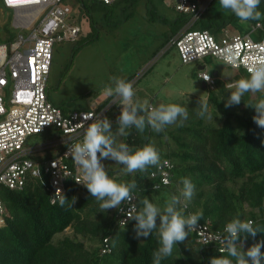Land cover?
I'll use <instances>...</instances> for the list:
<instances>
[{"label": "trees", "instance_id": "16d2710c", "mask_svg": "<svg viewBox=\"0 0 264 264\" xmlns=\"http://www.w3.org/2000/svg\"><path fill=\"white\" fill-rule=\"evenodd\" d=\"M132 1L135 0H116L105 5L89 0L87 4L82 1V6L90 13L97 6L112 7ZM215 1L191 29L218 35L234 25L248 32L257 22L264 23V17L260 21L241 23L223 8L206 16ZM258 11L264 13V0H261ZM190 20L189 15L177 13L170 24L172 29L168 41L153 58ZM92 24L93 19L90 20ZM95 38L93 35L86 43ZM15 39L8 36L6 43L10 44ZM237 72L238 80L248 77L242 71ZM136 78L133 75L124 80L133 84ZM229 92L225 86L219 89L218 82L217 89L209 91L208 99L215 106L217 116L220 115L217 123L201 118L174 131L159 132V142L153 145L159 151L160 166H150L144 172L125 174L119 179L122 183L136 181L133 195L137 210L145 198L156 204L153 197L164 190L170 197L180 198L179 207L183 215L202 212L203 218L198 222L208 224L214 231H223L225 224L235 217L254 221V227L261 232H257L255 238L248 236L244 240L241 237L247 250L264 240V129L254 123L255 109L246 107L245 103L258 102L264 98V93H256L255 97L246 93L239 105L225 108ZM114 99L110 97L102 107ZM126 131L130 135L124 136L125 143L133 151L151 143L154 135L150 127H146L143 133L135 127ZM166 162L170 168L165 167ZM164 170L169 172L167 185L162 182ZM107 173L112 178V171ZM184 178L195 185L191 200L182 195ZM0 194L8 212L6 224L0 227V264H153V252L159 247L157 232L153 231L142 241L136 239L135 221L121 224L125 215L115 208L101 212L99 202L86 187L66 183V198H77L73 207L68 204L61 207L59 200L52 203V190L34 179H30L22 190L0 188ZM261 251L264 252V247ZM221 255L227 256V253L220 252L214 244L198 243L196 234L191 231L183 243L174 246L172 256L163 259L161 264H210L211 257Z\"/></svg>", "mask_w": 264, "mask_h": 264}, {"label": "built area", "instance_id": "2783aa9c", "mask_svg": "<svg viewBox=\"0 0 264 264\" xmlns=\"http://www.w3.org/2000/svg\"><path fill=\"white\" fill-rule=\"evenodd\" d=\"M1 1L6 9L14 11V26L29 33L18 35L10 44H0V188L22 190L34 179L48 185L54 194L52 203H55L66 193L67 182L84 187L77 183H83V172L67 147L81 141L85 129L96 118L107 117L117 98L92 111H65L52 103L48 82L54 47L57 43L76 41L81 28L70 9L62 5L63 0ZM93 1L110 5L116 0ZM213 1L169 0L176 12L189 15L191 20L163 49L175 47L184 64L200 62L205 69L199 70L198 78L209 91L217 89V78L206 70L207 59L219 60L247 76V67L264 59L263 22H257L248 32L233 35L229 30L213 35L206 30L191 29ZM227 49L235 53V64L224 62ZM163 50L161 53L165 52ZM205 75L210 76L211 82L202 79ZM43 134L54 138L30 143V138ZM165 167L170 168V164L166 162ZM162 182L169 184L168 170L162 172ZM135 200L134 197L133 204ZM122 208L124 212H119L125 215L129 208L127 202ZM7 216L0 194V227L6 224ZM126 219L125 215L122 220ZM198 224L200 229L192 231L197 242L214 244L220 249L222 245L215 237L225 235L224 230L214 231L206 223Z\"/></svg>", "mask_w": 264, "mask_h": 264}, {"label": "clouds", "instance_id": "9594fccd", "mask_svg": "<svg viewBox=\"0 0 264 264\" xmlns=\"http://www.w3.org/2000/svg\"><path fill=\"white\" fill-rule=\"evenodd\" d=\"M260 3L261 0H219L220 6L234 14L241 23L260 21L264 17V13L258 11ZM223 60L227 64H235V53L227 49ZM247 71L249 73L247 78H241L226 85L230 95L226 100L225 108L239 105L246 93H264V59L248 66ZM202 79L211 82L209 75H205ZM112 81L114 86L107 87L105 95L118 98L119 105L122 106L116 121L119 126L117 131L113 132L112 121L107 117H98L87 126L81 141L67 147L68 153L83 172V183L80 181L77 183L86 187L89 194L99 202L101 212H107L113 208L124 212L121 205L127 202L129 205L125 213L127 219L120 222L126 225L128 220L135 221V238L147 239L153 231L157 232L159 247L153 252V264H161L163 259L172 256L174 246L183 243L191 231L200 229L198 221L203 218V213L183 215L179 207L181 200L175 195L171 196L162 208L145 198L140 202L142 207L137 210V206L132 203L133 192L137 188L136 181L121 183L110 178L102 161L112 160L122 165L121 171L124 174L144 172L150 166L159 167L160 154L153 144L146 143L133 151L128 144L118 142L117 137L130 135L126 130L132 127L143 133L146 127H150L155 132H161L166 126L176 124L177 121L179 126H183L184 121L189 118V113L185 107L178 104H160L146 110L143 104L134 100L135 91L130 81L119 77H112ZM198 105L196 113L198 117L213 119L209 113L207 100L199 99ZM245 106L255 109L253 121L259 128L264 129V98L254 104L245 103ZM141 112H146V115H141ZM182 183L183 197L191 200L195 194V185L188 178H184ZM76 202L75 196L71 200L67 199L63 193L59 196L61 207L65 204L73 207ZM257 232L261 231L254 227L252 220L235 217L227 222L224 226L225 235L215 237L222 245L220 251L226 252L227 256H213L210 258V264H262L264 252L261 249L264 247V240L245 250L241 239L243 237L246 240L248 236L255 238Z\"/></svg>", "mask_w": 264, "mask_h": 264}, {"label": "rangeland", "instance_id": "374dc122", "mask_svg": "<svg viewBox=\"0 0 264 264\" xmlns=\"http://www.w3.org/2000/svg\"><path fill=\"white\" fill-rule=\"evenodd\" d=\"M82 1L86 4L89 2V0L62 1V5L70 9L74 21L82 32L76 41L57 43L54 47L48 82L50 101L65 111L96 110L110 97L105 95V89L114 86L112 77L126 79L133 75L140 76L136 89L144 86L147 90L150 86L153 92H157L161 88L159 85L162 75L169 69L170 58L174 62L180 60L177 49L169 47L167 51V48L163 50L165 51L163 53L167 55L161 59L158 58L159 62L152 71L149 72L147 68L155 61L152 60L153 55L168 41L172 29L170 24L177 17L178 12L173 9L169 0H135L112 7L97 6L90 13L83 8ZM221 8L219 0H216L206 16L217 13ZM91 19L94 23L92 25H90ZM229 31L231 35L245 33L235 25L229 27ZM28 33L27 30L14 26V11L6 9L0 0V44L6 43L8 36L17 37L21 34L27 36ZM93 35L96 38L86 43ZM206 63V70L210 74L214 76L215 72H218L216 78L219 89L238 80L236 79L238 72L221 61L209 59ZM199 66L200 62L197 61L191 63L189 67H184L191 81L176 75L171 81L172 85L169 86L177 89L174 87L177 83L178 87L186 89L187 92L194 89L193 95L184 94L165 102V104H178L188 110L189 118L184 121L183 126L201 119L196 114L199 99L207 100L209 113L213 116L211 122L217 123L220 118V115L217 116L215 106L208 101V90L202 87V81L198 79ZM7 91L10 96L9 90ZM252 96L255 97L256 93H252ZM152 99L149 97L142 102L144 107H147ZM153 102L155 106L159 103L154 100ZM204 120L210 121L207 118ZM112 127L114 132L115 125L112 124ZM178 127L179 121L166 126L163 131L171 132ZM152 132L154 135L151 144H155L159 142L157 137L159 132L154 130ZM52 138L48 134L34 136L30 138V143H40L41 139L50 140ZM117 141L125 143L123 136H118ZM102 163L106 171H112V179L122 183L119 178L122 179L125 175L121 171L123 166L112 160H103ZM160 193L153 199L156 202L155 205L162 208L170 198V194L164 190ZM66 233L71 234V231ZM143 239L140 238L141 241Z\"/></svg>", "mask_w": 264, "mask_h": 264}, {"label": "crops", "instance_id": "0c3cea01", "mask_svg": "<svg viewBox=\"0 0 264 264\" xmlns=\"http://www.w3.org/2000/svg\"><path fill=\"white\" fill-rule=\"evenodd\" d=\"M171 51V50H170ZM161 51H159V53L152 59V60H155L154 62H150L151 64H149V66H147V68H148V70H149V72L150 71H152L153 69H154V67L156 66V64L159 62V57H160V59L161 58H163V57H165L167 54L166 53H160ZM158 59V60H157ZM157 60V61H156ZM153 64H155V65H153ZM191 63H189V64H184L182 61H181V59L180 60H178L177 62H174L173 61V59H171L170 58V60H169V63H168V67H169V69H171V70H169L168 69V71H171V72H164V75H162L163 77H162V79H161V81H160V85L159 86H161V88L157 91V92H153L152 90H151V88H150V86L149 87H147L148 89L147 90H145V88H144V86H142V87H140V88H138V89H136V87L138 86V82H139V80H140V76L139 77H137L136 79H135V82H134V85H133V88H134V91H135V97H134V100H137V101H139L141 104H142V102H145L146 101V99L147 98H149V97H152L153 99H152V101H150L149 102V105L147 106V107H145V109L146 110H150L152 107H156V106H159L160 104H165V102L167 101V100H170V101H172V99L173 98H177V97H179V96H182V95H188V94H191V95H193L194 93L192 92V91H186V89H183V88H181V87H178V85H177V83L174 85V87H176L177 89H173V87H169V86H171L172 84H171V81H172V79L176 76V75H178L179 77L181 76L182 78H185L186 80H189V76H188V71H187V73L185 72V70H184V67H186V66H188L189 67V65H190ZM201 67H203V66H199L198 67V70H200V68ZM146 68V69H147ZM145 69V70H146ZM171 73H173L174 75L172 76V75H170ZM181 73H183V74H181ZM215 73H217V72H215ZM187 76H188V78H187ZM189 81H191V80H189ZM171 84V85H170ZM137 85V86H136ZM202 87H204V88H206L207 89V87L206 86H203V82H202ZM208 90V89H207ZM110 97H108L106 100H105V102L109 99ZM208 98H209V91H208ZM153 100L154 101H158L159 103L155 106V104H154V102H153ZM208 101H209V99H208ZM105 102H103L101 105H99L98 107H97V109L98 108H100V107H102V105L105 103ZM112 102V101H111ZM110 102V103H111ZM109 103V104H110ZM107 106V105H106ZM121 108H122V106L121 105H119V99L117 98L116 99V101L114 102V105L111 107V109L109 110V113H108V115H109V120L110 121H112V124H114L115 125V128H114V130L116 129V128H118L117 127V124H116V121H117V117L119 116V114H120V111H121ZM141 115H146V112H141L140 113ZM124 137V136H123Z\"/></svg>", "mask_w": 264, "mask_h": 264}, {"label": "water", "instance_id": "95a60500", "mask_svg": "<svg viewBox=\"0 0 264 264\" xmlns=\"http://www.w3.org/2000/svg\"><path fill=\"white\" fill-rule=\"evenodd\" d=\"M204 67H201L200 70H204ZM214 76H217V73L214 74ZM203 86H205V83H203Z\"/></svg>", "mask_w": 264, "mask_h": 264}]
</instances>
